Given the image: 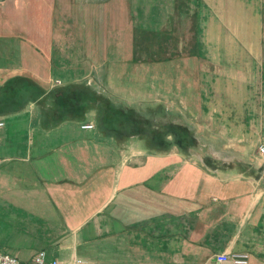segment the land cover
I'll return each instance as SVG.
<instances>
[{
  "label": "crops",
  "instance_id": "0c3cea01",
  "mask_svg": "<svg viewBox=\"0 0 264 264\" xmlns=\"http://www.w3.org/2000/svg\"><path fill=\"white\" fill-rule=\"evenodd\" d=\"M199 1L208 11L194 116L207 146L184 152L118 139L97 127L92 107L50 122L44 98L0 113V208L27 216L8 212L19 223L4 227L2 251L29 237L43 244L23 253L26 261L40 250L55 257L56 246L72 257L77 243L103 240L124 264H221L217 254L241 252L264 264V159L250 150L264 143V0ZM26 29L14 25L10 36ZM10 38L13 49L27 46ZM48 86L43 97L56 85ZM17 249L10 254L19 257Z\"/></svg>",
  "mask_w": 264,
  "mask_h": 264
},
{
  "label": "rangeland",
  "instance_id": "374dc122",
  "mask_svg": "<svg viewBox=\"0 0 264 264\" xmlns=\"http://www.w3.org/2000/svg\"><path fill=\"white\" fill-rule=\"evenodd\" d=\"M1 2L0 32L10 34L14 25L19 28L26 27L27 32L15 33L14 38L20 40L18 35H21L28 39L15 42L19 45L26 41V49H13L14 42L8 41L5 36L1 38L0 80L3 84L9 78V82L4 84L7 85L6 88H0V92L16 93L22 88L25 89V86L34 84L43 87L49 82L56 85L51 87L52 92L48 99L50 105L59 106L54 103L58 98L67 103L68 96L76 97L81 100L84 108L89 106L95 109L97 125L103 116L112 119L114 113L120 112L122 115L143 119L145 124L140 123L138 126L140 132L149 130L160 134L158 131L163 133V125L172 122L197 138L199 144L192 151H200L203 150L201 146H207L202 143L200 113L194 116L195 108H199L201 103L199 64L202 60L197 43L205 37L203 27L208 11L199 0ZM49 23L52 24L51 33H48L51 40L49 37L45 38L46 33L38 28ZM50 44L53 48L50 50V61L46 70L49 76L55 72L54 75L60 81H51L49 78L38 81L25 71L19 74L11 72L26 66L33 68L38 75L47 73L40 68L44 67L41 57L34 56V50L31 53L29 50L34 45H39L38 48L43 54L46 46ZM24 51L28 54L25 55ZM23 95L22 98L25 99V94ZM6 104H2L0 109ZM191 108H194L193 114L189 111ZM52 116L55 115H49V118ZM116 127V131L107 127L104 132H113L114 137L124 138L122 124ZM140 142L144 144L146 140ZM260 145L264 143L252 145L250 150L259 155ZM0 205L6 206L1 201ZM1 208L2 236L4 227L9 229L19 223L18 220H14V223L9 221L12 216L8 212H14L23 219L27 216L21 208L10 210L9 205ZM23 238L14 237L15 241H7L11 249L8 247L6 251L10 253L12 249L18 248L19 259L26 261L22 259L25 258L23 253L37 249L43 243L29 237L27 240ZM92 244L97 249L89 252L88 248ZM4 245L7 243L0 239V247ZM74 247L76 255L68 257L73 252L72 248L56 246L54 250L57 253L54 258L61 261L73 259L75 264H124L123 253L107 247L103 240L91 244L77 243ZM92 252L101 254L93 255Z\"/></svg>",
  "mask_w": 264,
  "mask_h": 264
},
{
  "label": "trees",
  "instance_id": "16d2710c",
  "mask_svg": "<svg viewBox=\"0 0 264 264\" xmlns=\"http://www.w3.org/2000/svg\"><path fill=\"white\" fill-rule=\"evenodd\" d=\"M51 23L44 25L42 27H40L39 29L42 30L43 33H46V35H44L45 38H50L51 40V36L48 33H51L50 31V27H51ZM45 28H48V30H45ZM41 32V33H42ZM12 34V33H10ZM9 33H3L0 32V38H2L3 36H5L6 38H10L13 37L14 35L10 36ZM18 37L20 38V40L23 39H28L25 36H20L18 35ZM39 45H34L33 47L30 48V53L34 50V56H40L41 59L44 61L42 63V65L44 67H40L41 69L46 71V67L49 66V56H50V50H52V45H47L45 48V51L43 52V54L40 52L39 50ZM20 48H27V46H20ZM25 55L28 54L27 51H24ZM44 58V59H43ZM46 59H48L47 61H45ZM31 75V74H30ZM11 77V76H10ZM9 78H7L4 83H1V90L2 87H7V85H4L5 83L9 82L8 81ZM35 80V79H33ZM34 82H37L36 80ZM10 85V84H9ZM8 85V86H9ZM29 85V87L25 86V89H20V91L18 92H10V93H3L2 91L0 92V106L2 104H6V106H4V108L2 107V109H0V113L6 112L8 110H15L18 109L22 106V104H24V102L28 101H36L39 98V102H41L44 99H49L52 90L43 97V93L46 91L47 89V84H45L43 87H38V86H33ZM25 94V99H23ZM23 97V98H22ZM44 98V99H42ZM49 102V100H48ZM76 102H79L78 104ZM55 104L59 105L56 107V105H50V108H48L45 111V116L47 118V120H49L50 122H53L55 120H61L67 116H76V117H80V115H82L84 113V111L87 108H90L89 106L86 108H84L83 103L81 102L80 99L72 98L68 96V100L67 103L66 101H62L61 99H55ZM8 107V108H7ZM82 108V109H81ZM79 109V110H77ZM117 112V111H116ZM55 115L54 117L52 116L51 118H49V115ZM114 117L112 119H110L107 116H103L102 119L100 120V123L97 125V127L105 134L107 135H113V132H104V130H106L107 127L114 129L115 131L118 130V127L120 124H122V131L124 133V135L122 137L126 138L127 136L133 135V136H138L139 138H143L146 140L147 144L149 147L151 148H158V149H165L167 148L169 145L174 144L176 145L180 150L184 151V152H189L192 149L196 148L198 146V140L197 138L193 135V133L182 129V127L178 124L169 122L166 125H163V133H161V131H158V133L160 134H156L153 131L150 132L149 130L146 131H142L140 132L139 129V124L141 123L142 125L145 124V121L142 119H138L137 117L134 116H128L125 114H121L120 112L118 113H114ZM115 120V122H114ZM144 123V124H143ZM140 124V125H141ZM125 131V132H124ZM167 136H171L170 138H168ZM118 138V137H116ZM172 138V139H171ZM118 139H121L118 138ZM123 139V138H122Z\"/></svg>",
  "mask_w": 264,
  "mask_h": 264
},
{
  "label": "built area",
  "instance_id": "2783aa9c",
  "mask_svg": "<svg viewBox=\"0 0 264 264\" xmlns=\"http://www.w3.org/2000/svg\"><path fill=\"white\" fill-rule=\"evenodd\" d=\"M82 128H92L93 125L90 123H84L81 125ZM259 154L264 159V145H260ZM216 259L221 264H249L248 253H231L225 254L220 253L216 255ZM79 260L77 259L76 262ZM0 264H66L65 262L54 258L48 257L44 250L37 251L28 261H22L16 255L2 251L0 249Z\"/></svg>",
  "mask_w": 264,
  "mask_h": 264
}]
</instances>
